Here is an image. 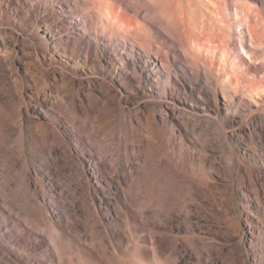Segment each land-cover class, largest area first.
<instances>
[{
    "label": "rangeland",
    "instance_id": "1",
    "mask_svg": "<svg viewBox=\"0 0 264 264\" xmlns=\"http://www.w3.org/2000/svg\"><path fill=\"white\" fill-rule=\"evenodd\" d=\"M61 1L85 14L90 0ZM108 1L175 66L114 28L87 35L110 60L68 50L75 68L32 33V0L0 10V264H260L264 224L242 189L264 187V0ZM122 60L123 81L108 74ZM221 87L242 96L229 92L235 110ZM111 116L144 132L124 184L93 169L99 148L82 132Z\"/></svg>",
    "mask_w": 264,
    "mask_h": 264
},
{
    "label": "bare ground",
    "instance_id": "2",
    "mask_svg": "<svg viewBox=\"0 0 264 264\" xmlns=\"http://www.w3.org/2000/svg\"><path fill=\"white\" fill-rule=\"evenodd\" d=\"M3 7L0 5V10L8 12L10 9L19 11V0H1ZM152 3H159L160 0H149ZM177 0L171 1V8L176 4ZM31 8L29 9L30 26L32 33L42 44L44 51L51 56L52 59L78 67V61L82 60L88 63L95 57L102 59L110 57L109 52L104 50L99 44H93L87 40V35L91 31L101 32L102 37H106L107 30L117 28L123 34V38L127 43L135 42L137 44L146 45V48L154 58L160 60V64L164 69H170L175 66L174 61L170 57L169 49L163 48L158 44L146 43L140 36L139 32H134L131 28H125L123 20L115 14L114 7L108 0H90L88 5L84 8L82 14L79 6H70L68 2L61 0L55 2H48L44 0H32ZM187 6H192L191 0H186ZM170 8V9H171ZM166 12V7L164 8ZM238 7H235L237 11ZM169 10V9H168ZM175 10V9H174ZM174 10L171 9V16ZM29 20V19H28ZM252 35V31L250 32ZM129 37V38H128ZM110 40L113 38L110 35ZM125 42V44H126ZM204 43V42H203ZM202 43V44H203ZM210 45V43H208ZM180 48L188 55L195 65L203 71H207V60L204 59L200 50L193 55L185 48V42L180 40ZM201 45V44H200ZM205 43L200 48H208ZM68 50L78 54L79 58L75 65L71 64L68 58ZM245 56L252 60L251 54L243 48ZM84 53V55H82ZM74 56V55H73ZM75 58V57H74ZM82 58V59H81ZM76 60V59H75ZM81 65V64H80ZM126 63L122 61L113 62L108 74L112 78L123 81L127 79ZM197 78V77H196ZM198 79V78H197ZM223 99L226 101V107L235 110L238 100L242 96L238 94L237 90L232 89L227 91L221 87ZM234 93L239 98L238 100L230 94ZM88 124L82 129L89 142L94 139L96 146L99 148V154L93 155L89 160L93 161V169L102 177L107 176V170L110 168L114 177L118 179L120 184L126 183L138 170L139 160L141 157V146L143 143V133L141 127L133 118H124L120 121L118 117L111 116L107 121L106 127L102 128L100 125ZM108 127L110 129H108ZM107 179L110 180V178ZM1 189V183H0ZM251 194L242 189V193L247 199H254L257 203V213L254 215L261 226L264 224V187L253 186ZM1 191V190H0ZM1 200L3 196L0 195ZM258 227L259 236L264 237V227ZM260 259L264 264V238L262 245H260Z\"/></svg>",
    "mask_w": 264,
    "mask_h": 264
}]
</instances>
